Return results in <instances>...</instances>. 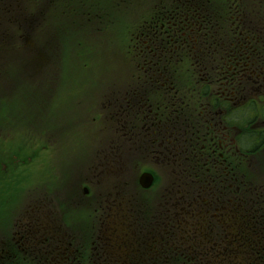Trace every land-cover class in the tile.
I'll return each mask as SVG.
<instances>
[{"label": "flooded vegetation", "instance_id": "af4514ba", "mask_svg": "<svg viewBox=\"0 0 264 264\" xmlns=\"http://www.w3.org/2000/svg\"><path fill=\"white\" fill-rule=\"evenodd\" d=\"M25 1L34 7L38 3L35 7L36 16L33 18L26 16ZM47 1L49 5H42L40 0H34L33 3L30 0H0V155L4 158V162L0 161V173L5 174L0 179V190L5 189L2 191L5 193L4 207L12 206L16 202L14 209L22 195L19 173L20 176L24 173L21 167L25 166V158L23 161L21 156L25 155L26 147L30 146L32 150H29L36 152L37 157L45 155L50 158L57 151L54 143L57 140L67 141L61 133L62 126L56 132L48 133L50 125L61 121L65 101L68 102L72 96H67V86L59 84L58 27L54 30L42 27L46 20L43 13H46L50 2L53 7H56L55 3L58 4V0ZM91 1L92 7L88 16H82L86 0H59V4L71 6L68 12L62 11L68 21L78 17L90 21L92 16L94 23H89L92 24V34H96V25L102 19L96 10L102 12L105 7L100 5V0H89ZM174 1L180 3H172L171 7L179 12L165 14V11L160 14L154 8L149 12L145 9V15L140 16L128 31L125 52L119 53L118 57L127 59L135 68L130 70V82L127 85L106 86L104 89V100H100L99 107L105 109V115L110 116L114 125L111 124L108 128L103 125L93 137L88 135L89 141L91 138L94 141L101 138L103 142L98 144L90 167L80 171L83 177L81 175L78 184H70L68 191L74 190L77 196L65 192L64 188L51 190L47 186H41L39 188H43L44 192L35 199L39 207L42 206L45 210V206L55 203L59 209L66 204L70 207L81 206L79 209L87 207L89 210L92 204L101 203L99 196L91 188L106 178L107 172L119 174L129 181L126 173H132L130 161L136 162V166L141 163L139 161H145L153 169L145 168L139 172V176H132L134 185L139 186L140 175L151 174L153 182L148 190L155 185V169L168 174L172 167L179 165L183 167V172L203 171L213 174L214 178L211 177L209 185L215 184L217 193H205L213 195L215 199L218 197L216 202L221 205L222 187L230 188L234 182L240 184L233 175L228 180L226 178L233 171L235 151H238L235 147L236 128L232 127L230 131L226 127L227 119L238 110H247L251 117L256 114V124L262 130L258 136H264V94L261 93L255 100H249L244 106L235 101L237 83L238 88L242 89L245 85L242 84V78L246 76V71L260 75L264 71V20L260 17L256 23H252L253 21H247L249 19L246 18V29H255L256 33L249 40L245 37V42L237 41L241 43H237L236 48L237 45L232 44L235 41L230 36L229 29H232V24L239 22L238 17L242 16L240 5L242 1L246 3L248 0H227L223 5L219 4V0H212L210 21L200 20L209 15L203 16V9L199 10L202 0ZM183 2L186 4H182ZM258 5L260 6L248 5L247 9L250 12L257 9L258 13H264V0H259ZM189 6L195 8L193 13L182 12ZM114 7L125 17L128 16L118 5ZM205 8L208 9L207 6ZM176 12L179 13V18L184 16V19H175ZM54 25L57 26L56 20ZM29 32L40 37L31 42L29 39L32 35ZM236 34L240 36L239 33ZM207 57L212 59L211 67L206 70V65L200 63V68L191 70L187 79L184 77L185 82L181 83L179 76L184 70L183 62L209 61ZM254 61L263 65L258 68L254 66ZM179 62H182L181 67H178ZM257 86L256 89L264 93V78ZM88 106L87 103L84 104L83 113ZM26 114H29L30 120L22 118ZM96 115L97 112L94 116ZM94 116L89 122L81 120L76 124L81 126V130L88 126L91 130ZM261 117L263 120L259 119ZM186 124L190 125L189 130ZM111 128L113 131L108 133L109 137L102 135L104 130ZM43 135L46 139L44 141ZM27 136L29 139L24 141ZM13 150L20 151L19 156H15ZM263 152L264 150L259 156L254 153L239 154L244 157L248 154L250 161H258L261 157L264 162ZM224 154L230 155L231 159L224 158ZM179 160L183 164L176 165ZM136 171L138 173L137 169ZM167 174L164 179L168 185L170 181L167 180ZM98 189L99 195L105 196L101 188ZM232 193L235 194L234 191ZM12 197L15 202L10 199ZM1 199L3 198L0 197ZM233 203L234 209L239 210L241 203ZM204 205L207 206L208 203ZM224 208L227 207L223 206L222 209ZM16 213L9 214L8 224L12 217H16ZM27 213L28 216L24 218L29 219L28 224L22 221L20 224L18 220L20 226H16L15 231L5 230L8 243L0 239V264H133L134 261L130 259H117L118 256L121 258L120 255L112 256L108 245L119 242L120 246L116 244L115 247L117 252H120V247H127L130 258V255H136L133 249L137 248L140 240L143 241V246L148 244L144 237L137 238V241L132 238L134 236L129 233L132 229L131 223L127 225L125 232L128 233H125L123 239L108 231L105 228L107 221L102 218L104 212L101 214L103 216L96 240L90 239L93 234L85 225L83 228L64 226L60 222V214L55 218L51 214L38 212L35 206ZM239 217L236 221L250 220L247 213ZM50 221L51 226L48 225ZM107 231L110 236H107ZM13 234L15 235L12 237ZM0 235L6 234L0 232ZM129 242L130 245H126ZM31 254H35L34 258ZM143 257L147 259L144 253L140 258ZM139 263L142 262H136Z\"/></svg>", "mask_w": 264, "mask_h": 264}, {"label": "rangeland", "instance_id": "374dc122", "mask_svg": "<svg viewBox=\"0 0 264 264\" xmlns=\"http://www.w3.org/2000/svg\"><path fill=\"white\" fill-rule=\"evenodd\" d=\"M30 1L33 3L34 0ZM40 2L42 5H49L47 0H40ZM29 3L27 1L24 2L25 5L27 4L26 16L27 18H33L36 16L35 7L38 3H35V7ZM258 4L259 0H251L250 3L249 0L246 3L242 1L240 5L242 6L240 8L242 16L238 17L239 22L235 21L237 23L232 24V29H229L230 36L235 41L232 44L237 45L236 48L238 47L237 43L245 42V37L249 40L256 33L255 29H246L245 19L253 21L252 23H256L260 17L264 20V13H258L257 9L251 12L247 9L248 5L259 7L260 5ZM55 5L56 7H53L50 2L46 13H43V18L46 20H44L42 27H47L50 30L58 27L59 84L64 87L67 86L68 91L71 92H67V96L72 97L68 102L67 100L65 101L66 106L61 114V121H58V124L50 125L48 133L56 132L62 126L61 133L67 138V141L57 140L54 143L57 151H54L50 158L49 156L46 158L45 155L37 157L36 152H31L32 148L30 146L26 147L25 155L21 156L22 160L25 158V166L21 167L24 173H21V176L19 173L20 182L22 181V184H20L22 195L15 209L16 202L13 197L10 199L15 203L12 206L4 207L5 193H2V191L5 189L0 190V197L3 198L0 200V232L6 234L5 236L0 235V239H4L8 243V234L5 230L15 231L16 226H20L18 220L20 224L21 221L24 224H28L29 219H25L24 216H28L27 212L33 210V206H35L38 212L51 214L55 218L60 214V222L64 226L83 228L85 225L88 231L91 230L93 234L90 239L93 238L95 240L102 218L107 221L105 228L118 234V237L122 239L125 233H128L125 232L127 225L131 223L132 229L129 233L134 236L132 238L135 241L139 237L142 239L144 237L152 248L151 241L157 240L159 242L164 239L163 242H160L161 245L168 246L163 249L169 251V248L173 246L177 247L178 250L188 249L190 250V255L192 253L195 256L194 258L201 264H219L218 260L225 254V250L235 247L236 245L233 244V241L235 242L237 238L240 239L242 237L240 232L244 229V224L246 225V237L243 236V238L246 241V245H256L257 235L262 237L261 235L264 234V166L261 161H250L248 154H245L246 156L244 157L239 153H249L247 151L248 148L251 144H255V138L258 137L262 130L261 126H258L255 121L256 118L258 120V116L255 114L251 117V113H248L247 110H238L227 119L226 127L230 131L232 127L236 128V131H234L235 147L238 151H235L233 171L228 173L226 178L228 180V177L233 175L234 179L243 185L244 188L241 189L239 196H236V193H232L235 189L234 185H231L230 188L222 187V205L217 203L218 197L215 199L213 195H206L205 193V191L217 193L216 185L213 183L209 185L211 177L212 179L214 178L213 174L203 171L202 173H188L186 170L183 172V167L179 165L183 164L180 160V162L177 161L175 163L179 167H172L171 172L168 174H163V170L156 171L155 169L156 182L153 188L148 191H142L132 181L133 175L136 177L138 174L139 176V172L145 168V170L152 169L145 161H139L141 163L138 166H136V162L130 161L132 173H126V179L129 181L124 180L119 174L107 172L108 176L99 182L96 187L93 186L91 188L92 192L99 196L101 203L105 202L102 205H99L101 203L92 204L89 210L87 207L86 209L85 207L79 209L81 206L70 207L66 204L59 209L55 203H52L53 205H49V207L45 206L44 210L42 206L39 207L36 204L35 199L40 193L44 192L43 188H39L41 186H47L51 190H53L52 188H58L59 190L64 188L65 192H70L77 196L74 190L68 191L71 187L70 184L72 182L74 183L72 186H75L81 180L82 173L80 171L82 169L85 171L86 168L90 167L89 165L92 164L91 158L95 155L98 149L97 146L101 141V138L97 141L91 138L89 141L87 137L90 134L93 137L95 132L102 129L103 125L108 128L109 125L113 124L110 116L105 115V109L99 107V102L104 100V89L106 86L123 87L130 82V79H128L130 70L131 67L135 68V66L131 65L125 58L123 60L120 59L118 54H124L129 37L128 31L139 20V17L146 13L145 10L133 7L128 10V16L125 17L115 7H105L102 12L97 9V14L102 19L96 25L98 26L96 34H92V24L89 23L90 21L94 23L92 16L90 21L89 19L81 20L79 17L68 21L62 11L68 12L71 6H61L59 0L58 4L55 3ZM90 7H92V1L86 0L82 16L88 14ZM131 11H135V13L132 14ZM139 12L140 14L138 15ZM56 15L58 17H55ZM91 15H93V12ZM55 20L57 21V26L54 25ZM44 31L46 32L47 30ZM40 33L38 32V34ZM236 33H239L240 36H237ZM30 34L32 35L29 39L31 42L40 37L39 35L35 36L33 33ZM207 59L212 62L210 57H207ZM253 64L256 67L258 66V68L263 65V63L260 64L257 61H254ZM182 69L184 70L181 71L179 77L181 83H184V77L187 79L188 74L195 68L193 64L189 63L187 65L184 64ZM208 69L209 67L206 70ZM262 75H264V71H262L261 75L258 73L250 74L246 71V76L242 78V84L245 85L242 89H239L237 83V88L235 89V101L237 104L244 106L249 100H255L258 95L264 94L259 92V89H256L257 85L262 83L264 78ZM85 103L90 107L88 106L85 113H83ZM89 111L90 114L88 115ZM96 112L98 116H94ZM93 116L94 121H92L91 130L89 126L85 130H81V126L76 124L81 120L89 122ZM22 118L30 120L29 114H26L25 117L22 116ZM0 119H2V114H0ZM259 119L263 120L262 117ZM94 126H96V131H94ZM188 126L189 130L190 125L186 124V127ZM188 130L186 129V131ZM112 131L113 128L104 130L102 135L109 137L108 133ZM186 131L184 134H186ZM44 137L45 135H43L42 141L46 140ZM27 139H29L28 136L23 140ZM242 143L246 144V147ZM19 153L20 151L13 150L15 156H19ZM224 158L231 159V156L224 154ZM260 159L261 157H259ZM0 161L4 162L2 155H0ZM17 164L18 162H16L15 166ZM163 168L165 169L166 167ZM166 174L169 177L168 179L166 177V179L168 182L170 181L168 185L164 179ZM4 175L0 173V179ZM68 183L69 185H67ZM66 185L67 187H65ZM98 187L101 188L107 199H104L105 196L99 195L100 189ZM111 195L113 196L112 198ZM234 201L235 203L236 201L240 202V207L242 208L239 210L234 209ZM207 203V206L204 205ZM223 206L227 208L222 209ZM7 209L8 215H6ZM96 209L97 211H95ZM15 212H17L16 217H12L11 222L8 224L9 214ZM103 212L104 217L101 218ZM246 213L249 214L250 220L242 221L241 219L239 220L241 223L236 221L240 218L239 215H245ZM87 217H89V220ZM234 223L237 224V227H235ZM48 225L51 226V221ZM100 228L102 227L100 226ZM108 231L107 236H110L111 234ZM170 233H173V235L171 236ZM258 233L261 234L259 235ZM116 244L120 246L119 242H112L108 245V251L112 256L120 255L121 258L118 256L117 259H121V261L130 259L135 262L146 263L144 257L140 258L142 254L141 248L144 245L142 240L137 246L138 255L136 248H134L136 255H130V258L127 251L129 248L120 247V252H117ZM126 245H130V242ZM31 255L34 258L35 254ZM255 259L256 257L251 251L249 257L241 253L238 256H234L233 259L225 261L226 264H248L250 261L255 262Z\"/></svg>", "mask_w": 264, "mask_h": 264}, {"label": "trees", "instance_id": "16d2710c", "mask_svg": "<svg viewBox=\"0 0 264 264\" xmlns=\"http://www.w3.org/2000/svg\"><path fill=\"white\" fill-rule=\"evenodd\" d=\"M228 1H231V0H228ZM99 2H100V5L102 7L104 6V7H110L111 8V7L118 5V7L120 9H122V11L127 12V13H128V10L130 8L138 7L140 10L147 9V12H149L150 10H152L154 8L155 11L160 12V14L164 13L165 11H166L165 14H172L175 11H178V9H176L175 7H171V5H172V3H174L175 5L180 3V2L177 3L174 0H173V2H172V0H102V2L100 0ZM184 3L186 4V2H183L182 4H184ZM226 3H227V0H219L220 5H223ZM200 4L202 6L200 7L199 10L203 9V11H202L203 16H205L206 14H209L207 17H203L200 20L210 21L211 20L212 0H202V2ZM237 4H238V1H236V5ZM177 6H179V5H177ZM206 6L208 7V9L205 8ZM193 10H195V8H191L189 6L187 9H184V11H182V12L188 11V13H193ZM175 19L183 20L184 16L179 18V13L176 12ZM183 63L186 65L191 63V64H193L195 69L200 68V63H204L206 65V68L211 67L210 66L211 61L200 62V61H196V60H191V61H185ZM181 65H182V62H179L178 67H181ZM252 136H254V135H252ZM255 141H256V144L253 143L248 148L249 153H252V154L254 153V155L259 154L260 152H262L264 150V136H261V137L258 136L257 138H255ZM242 145H244L246 147V144L242 143ZM234 185H235L234 192L236 193V195H239V193L241 192V189H243L244 187L241 184H239V185L235 184V182H234ZM245 226L246 225L244 224V229L240 232V235H242V237L240 239L237 238L235 240V242L233 241V244L236 246L226 249L225 254L222 255V258L221 259L219 258V260H218L219 264H226V261H228V259H233L234 256H236V255L238 256L241 253H244L249 257L251 251L254 253L256 259H255V262L250 261L248 264H264V246H262V245H264V241H261V242L257 241L256 245H254L251 248L249 245H246V243H245L246 241L243 238V236L246 237L245 236V233H246L245 232ZM170 235L172 236L173 233L172 234L170 233ZM163 240L164 239H161L159 242L157 240L151 241L152 245H153L152 248L148 244L143 246L141 248V252L146 255L147 259H145L146 263H139V264H201L197 261L196 258H194L195 256L192 255V253L190 255V253H189L190 250H188V249L178 250L177 247H175V246L169 248V251H167L166 249H163L164 247L168 246V245H164V244L161 245L160 242H163ZM238 247H240V248H238ZM136 251H138L137 248H136ZM133 264H136V262L134 261Z\"/></svg>", "mask_w": 264, "mask_h": 264}, {"label": "water", "instance_id": "95a60500", "mask_svg": "<svg viewBox=\"0 0 264 264\" xmlns=\"http://www.w3.org/2000/svg\"><path fill=\"white\" fill-rule=\"evenodd\" d=\"M151 176L144 174L140 179V184L143 188H148L151 184Z\"/></svg>", "mask_w": 264, "mask_h": 264}]
</instances>
